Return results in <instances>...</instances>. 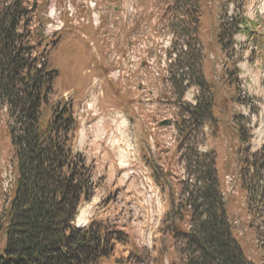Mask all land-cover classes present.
<instances>
[{
    "label": "rangeland",
    "instance_id": "374dc122",
    "mask_svg": "<svg viewBox=\"0 0 264 264\" xmlns=\"http://www.w3.org/2000/svg\"><path fill=\"white\" fill-rule=\"evenodd\" d=\"M176 2L25 0L35 9L30 31L41 34L47 50L59 40L48 58L58 76L45 116L49 118L50 109L59 102L72 107L79 124L74 148L92 173L93 196L79 208L77 226L94 221L117 225L128 234L127 243L117 242L103 264H156L159 257L161 264L175 262L181 242L169 236L161 239L164 218L181 209L188 197L183 188L194 184L196 177L188 175L187 161L194 154L211 153L226 211L235 221L234 234L250 258L264 264L259 236L264 220L248 212L247 185L240 181L244 164V171L249 168L256 174L264 162V0H197L200 68L211 87L213 121L195 126L185 138L180 126L201 90L196 85L197 70H178L179 49L173 51L177 36L173 38L169 30L174 22H183L175 12ZM109 6L117 7L116 14ZM98 11L107 25L110 17L117 18L101 32L99 55L92 31ZM222 17L244 21L226 52L218 44ZM112 46L116 52L110 54L107 50ZM126 51L127 61L121 58ZM104 54L112 67L103 63ZM185 72L181 84L178 76ZM6 116L4 108L0 111V214L7 204L4 189H10L9 167H14ZM163 120L169 125L160 127ZM181 225L189 227L186 221ZM3 245L0 232V249Z\"/></svg>",
    "mask_w": 264,
    "mask_h": 264
},
{
    "label": "trees",
    "instance_id": "16d2710c",
    "mask_svg": "<svg viewBox=\"0 0 264 264\" xmlns=\"http://www.w3.org/2000/svg\"><path fill=\"white\" fill-rule=\"evenodd\" d=\"M176 5L183 22H174L170 28L177 36L178 70H197L196 85L201 90L180 126L185 138L195 126L213 121V104L211 87L200 68L197 0H177ZM33 13L35 9L25 0L0 1V111L6 109L14 164L7 204L0 214L4 236L0 264H101L112 256L117 242H127V236L116 225L92 221L85 227L76 226L79 208L93 196L92 173L85 157L74 148L79 124L72 107L59 102L50 109L51 116H45L58 74L48 65L52 48L47 50L37 30L30 31ZM243 23L222 17L218 44L223 51H228ZM186 74L178 76L179 83L186 80ZM187 164L188 175L196 177L194 184L183 188L186 203L176 213L168 212L161 230L163 241L169 236L181 242L178 260L169 264H261L250 258L234 234L235 221L224 205L214 157L194 154ZM245 168L246 164L240 181L247 185V210L264 220V162L256 174ZM1 188L0 179V193ZM185 221L187 229L181 225ZM259 234L264 247V227ZM159 259L155 258L156 264H161Z\"/></svg>",
    "mask_w": 264,
    "mask_h": 264
},
{
    "label": "flooded vegetation",
    "instance_id": "af4514ba",
    "mask_svg": "<svg viewBox=\"0 0 264 264\" xmlns=\"http://www.w3.org/2000/svg\"><path fill=\"white\" fill-rule=\"evenodd\" d=\"M103 29H105V28L100 27L99 30H97V31L95 32V34H96L97 36H99V38H100V36H101V32H103ZM102 41H103V40L99 39V40H98V43L101 44Z\"/></svg>",
    "mask_w": 264,
    "mask_h": 264
},
{
    "label": "water",
    "instance_id": "95a60500",
    "mask_svg": "<svg viewBox=\"0 0 264 264\" xmlns=\"http://www.w3.org/2000/svg\"><path fill=\"white\" fill-rule=\"evenodd\" d=\"M168 124V122L167 121H164V122H162L160 125L161 126H165V125H167Z\"/></svg>",
    "mask_w": 264,
    "mask_h": 264
},
{
    "label": "built area",
    "instance_id": "2783aa9c",
    "mask_svg": "<svg viewBox=\"0 0 264 264\" xmlns=\"http://www.w3.org/2000/svg\"><path fill=\"white\" fill-rule=\"evenodd\" d=\"M4 192H6L5 189H4Z\"/></svg>",
    "mask_w": 264,
    "mask_h": 264
}]
</instances>
